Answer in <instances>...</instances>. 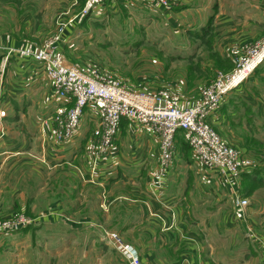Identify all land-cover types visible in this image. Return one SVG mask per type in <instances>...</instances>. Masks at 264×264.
Segmentation results:
<instances>
[{"label":"rangeland","instance_id":"1","mask_svg":"<svg viewBox=\"0 0 264 264\" xmlns=\"http://www.w3.org/2000/svg\"><path fill=\"white\" fill-rule=\"evenodd\" d=\"M68 1L34 0L39 3L38 7H45L50 12L52 24L49 27L46 25L45 30L32 31L31 37L25 39L29 41V45L42 47L44 42L59 30V21L71 23L65 34L64 28L63 38L57 45L66 63L83 69L95 68L101 76L110 75L135 90L157 92L159 89L173 88L169 90L175 101H185L187 104L196 101L203 87L217 74L228 73L235 66L234 64L231 66L220 54V44L224 38L231 41L229 44H234L232 41V34L236 35L234 0H200L204 2L203 5H210L213 1L218 3L211 16L209 6L204 8L203 5L184 8L181 11L183 14H180L181 12L174 14L187 24L188 17L197 12L200 17L196 25L201 26L207 17L209 20L215 19L213 16L217 13L215 22L209 21L206 28L195 31L197 37L191 34V27L181 25L178 28L177 20L169 22L162 10L159 11L155 5L143 0L138 2L141 6L143 3L147 5L142 11L135 5L133 12H129L128 9H118L110 13L104 11L103 14L91 11L85 16L80 14L81 2L72 4V1ZM28 2L31 0H0V16L2 10L5 19L30 14ZM193 3L197 4V1ZM195 8L198 11H194ZM5 21H7L5 25H9V20ZM248 32L251 33L247 30ZM260 32L259 37H264V30ZM17 33L24 36V32ZM259 37L245 42L241 57H245L249 45ZM247 46L249 47L246 48ZM230 47L229 52L235 45ZM256 87L264 90V76L258 77ZM231 97L229 96L230 103L235 104L236 98ZM225 99H228L227 95L223 101ZM3 105L0 99L1 118L5 115L1 114V111H5ZM226 128L227 130L222 131L215 127V130L226 144L242 149L243 155L251 162L236 180L240 192L237 194L250 206L247 204L237 206L236 193L231 196L228 190L221 191L218 196L213 194L214 197L209 194L202 195L204 201H199L200 195L196 188L202 183L199 177L195 176L196 179H192L195 188L192 184L190 186L193 194H196H194L196 207L191 215L196 218L197 224L190 225V228L200 235L201 233L206 235V238L201 235L189 242L195 247H203L206 245L204 240L208 239L215 247L216 252L212 257L214 256L218 264H264V186L251 183L245 176L254 174V171L264 175V141L252 142L251 135L236 134L237 129L234 127ZM1 130L8 132V136H17L15 127H6L2 124ZM227 131L230 135L241 134L242 141H229L225 134ZM181 144L185 145V142L179 143V156L191 159L192 154L190 155L188 147L185 145V148H182ZM25 150L29 151L25 153V157L19 156L9 160L0 169V218L16 212H23L32 217L38 216L43 213L44 207L55 201L66 209L67 213L64 214L68 219L52 220L47 217L9 234L2 242L9 250L1 254V261L25 258L39 264H128L117 248L108 242L105 232H116L124 244L132 246L135 238L146 242L145 235L142 234L140 237L139 234L140 238L135 237L138 233H135L133 227H129L130 219L137 220L142 212L131 206L126 199L110 204L108 196H112L113 190L111 192L99 190L100 195L97 197L96 189L89 186L81 189L77 173L66 170L64 166L52 167V172L42 170L40 173L34 170L31 172V148ZM186 158L185 161L190 163ZM120 190L127 193L128 189ZM82 194L85 197H81ZM99 202L100 206L97 205ZM77 210H82V215L88 217L89 221H79ZM38 211L42 212L36 214ZM78 229L79 233L74 231ZM19 250L20 254L15 256V251ZM136 250L140 261L147 264L143 262L139 250L137 248Z\"/></svg>","mask_w":264,"mask_h":264},{"label":"crops","instance_id":"2","mask_svg":"<svg viewBox=\"0 0 264 264\" xmlns=\"http://www.w3.org/2000/svg\"><path fill=\"white\" fill-rule=\"evenodd\" d=\"M70 1L72 4H76L74 0L68 2ZM108 1L97 4L92 13L103 14L104 11L110 13L118 9H128L129 12H133L135 5H138L136 7L140 11L147 7L146 3H143L142 6L139 5V0ZM189 1H197V4ZM234 1L236 5V12L233 14L236 20V35L232 34L234 44H229L231 41H227L224 37V41L221 43L223 46L220 44V54L224 60L229 61L231 66L235 65L237 59L241 57L245 42L259 37L260 31L264 30V0ZM203 3L200 0H171V4L166 8L156 5L154 7L159 11L162 10L169 22L177 20L178 28L181 25L183 27L188 25L194 32L200 28H206L209 21L215 22L217 13L213 16L215 19L209 20L207 17L204 25L201 26L196 25L200 17L197 12H193L188 17L187 24L174 14L181 12L184 8L196 7V5L201 7ZM37 5L39 3L34 0L28 2L30 14H22L21 17L11 19L6 17L5 19L3 10L0 16V55H2L0 60V99L5 105L2 107L6 112L4 113L5 117H0V125L15 127L17 132V136L14 137L8 136V132L0 131V169L9 160H14L19 156L25 157V153L29 152L25 149L31 148V172L38 171L40 173L41 170L52 172V167L64 166L66 170L77 173L76 175L81 181V189L84 186L96 189L97 197L100 195L99 190L104 192L113 190L112 196H108L110 204L126 199L131 206L142 212L137 220L130 219L129 227H133L135 233H138V236L135 237H139V234L141 237L143 234L147 238L146 242L135 240L138 239L135 238L131 243L139 250L143 262L147 264H218L214 256L212 257V254L216 252L214 251L215 247L208 239L204 240L206 245L203 247H195L192 245L193 243L189 242L201 235L206 238V235L202 233L200 235L196 233V230L190 228V225L197 224L196 218L191 215L195 210L196 200L190 185H194L192 179H196L195 176H198L202 185L196 190L200 195L199 201H201L203 196L207 194L213 197L214 195L218 196L223 190H228L231 196L234 195L238 192L237 181L221 175L215 169H208L199 164L194 160L193 155L190 159L191 164L186 162L183 155V157L179 156L177 138L171 164L163 175H159L157 170L159 159L157 136L147 126L137 125L126 119L122 120L115 148L105 157L89 159L86 150L88 139L91 129L95 128L98 123L97 111L93 106L85 108L75 135L69 140L57 142L50 119L52 115L68 107L70 103L52 93L51 83L41 64L16 54L6 56L4 51L5 47L28 44L29 41L25 39L31 37L32 31L45 30L46 25L51 26L50 12L45 7ZM217 5L218 3L213 1L212 4L203 6L204 8L209 6L211 9L209 16H211L213 15L212 10ZM194 11H198V9L195 8ZM222 16L225 17V15ZM5 20H9V25H5L7 24ZM70 26L71 23L66 24L64 34ZM247 30L251 33H247ZM17 32H24V36L18 35ZM230 45H235V47L229 52ZM191 56L195 55L191 54ZM259 76H264V63L246 81L231 91L227 95L228 99L222 101L218 109L208 117L209 123L214 128L218 127L225 131L228 126L229 128L234 127L237 129L236 134L251 135L252 142L264 141V97H261L264 96V90L256 87ZM229 96L236 98L235 104L230 103ZM178 102L182 105L187 104L185 101L178 100ZM225 134L229 141H242L241 134L237 136L232 133L231 136L228 131ZM250 139L248 138L247 141L249 142ZM120 188L128 189L127 193L121 192ZM81 197L85 196L82 194ZM97 205L100 206V202ZM80 208L82 209V207ZM44 211L48 213L47 217L52 220L67 218L64 214L67 211L59 202L49 203L44 207ZM40 212L42 211H38L36 214ZM82 212V210L76 211L78 220L89 221L88 217L82 215ZM79 230L74 231L79 233ZM12 233L0 236V264H39L35 261H27L25 258L17 261H1V254L9 250L2 242ZM31 236L37 237L34 234ZM95 246L98 245L95 244ZM98 248L100 249L99 246ZM19 252L21 250L15 251V256H18ZM124 261L127 262L125 259Z\"/></svg>","mask_w":264,"mask_h":264},{"label":"built area","instance_id":"3","mask_svg":"<svg viewBox=\"0 0 264 264\" xmlns=\"http://www.w3.org/2000/svg\"><path fill=\"white\" fill-rule=\"evenodd\" d=\"M105 1L108 0H83L80 14L89 15L97 4ZM143 1L164 8L171 4V0ZM74 2L78 3V0ZM58 24L59 30L40 48L28 44L4 48L6 56L16 54L41 64L51 83L52 93L70 103L50 119L57 142L71 139L80 125L85 108L93 106L97 111L98 123L88 139L86 150L89 159L105 157L115 148L122 120L126 119L147 126L157 136L159 175H163L171 164L178 130L185 132L194 160L208 169H215L236 181L239 174L250 165V160L240 149L221 139L208 117L218 109L226 95L264 63V37L248 48L245 57L237 59L232 71L217 74L204 86L196 101L182 105L175 101L169 89H159L157 92L135 90L110 75L101 76L95 68L83 69L66 63L57 46L63 38L66 22L59 21ZM4 112L1 111V114ZM236 194L235 204L245 206L246 200ZM47 215L45 211L34 217L16 212L0 218V236L33 225L47 218ZM105 236L128 264H143L136 248L124 244L116 232L106 231Z\"/></svg>","mask_w":264,"mask_h":264},{"label":"trees","instance_id":"4","mask_svg":"<svg viewBox=\"0 0 264 264\" xmlns=\"http://www.w3.org/2000/svg\"><path fill=\"white\" fill-rule=\"evenodd\" d=\"M78 1H79V3L81 2L80 4H83V0H78ZM190 32H191L192 35L196 36L195 31L194 32L190 31ZM1 58H2V55H0V60H1ZM181 136H182V138H181ZM176 138L178 139L179 143L181 141L185 142V145L188 147V150H189V153H190L191 151H190V147L188 145L187 139L185 137V132L183 130H178L177 133H176ZM185 145L181 144V147L185 148ZM190 155H191V153H190ZM186 159H187V161H190V157H187ZM254 172H255L254 174L252 173L251 175H245V176L248 177L247 179H249L251 181V183H254L255 185L264 186V182H262V179H264V175L259 174L258 171H254Z\"/></svg>","mask_w":264,"mask_h":264}]
</instances>
